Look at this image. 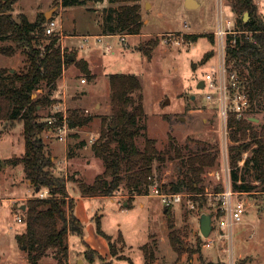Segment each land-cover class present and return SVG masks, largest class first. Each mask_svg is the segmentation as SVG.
I'll use <instances>...</instances> for the list:
<instances>
[{
    "label": "rangeland",
    "instance_id": "1",
    "mask_svg": "<svg viewBox=\"0 0 264 264\" xmlns=\"http://www.w3.org/2000/svg\"><path fill=\"white\" fill-rule=\"evenodd\" d=\"M35 1L17 0L13 15L24 12L30 19H34ZM185 1L139 0L141 30L137 35H125V44L119 34L103 35L101 41L94 36L101 34L102 11L110 5L109 0H88L85 4L69 5L63 10L58 7L59 0H51L44 7L47 11L54 8L51 14L61 23L59 44L66 53L73 56L57 79L52 96L55 101H61L60 108L64 109L66 115L74 109L93 115L87 124L71 128L66 142L48 130L42 132L47 149L54 158L56 171H65L57 165V160L62 158L61 150L65 143L69 144L68 155L79 159L78 177L91 182L95 174L103 170V161L94 155L90 137L99 136L101 116L110 114L108 75L112 72H130L140 79L145 114L140 119L143 128L136 143L142 148L147 134L156 139L159 149L168 151L171 156L155 170L159 182L175 179L180 173L181 158L176 155L171 142L181 149L184 156L200 150L206 141L215 145L218 153L215 165L206 168L203 173L201 185L205 189L202 193H206L196 198L183 197L181 202L168 205V212L165 211L167 205L153 195L151 190L149 194L134 197L129 205H124L127 199L124 190L114 196L81 197L77 185L68 181L66 188L69 195L75 197L74 207L83 224V234L70 233L71 236H67L71 256L65 264H103V261L109 260L107 258L110 256L103 257L92 248L96 247L100 252L105 248L110 249L109 240L97 231L98 219L101 229L110 235V240L119 250L121 258L111 254V258H115L113 264H144L142 245L150 241H156L152 264H219L226 258V254L221 251L226 243L216 241L214 246L204 247L199 229L200 215L203 212L211 214L219 203L213 193L224 190L227 178L230 183L231 180L229 170L224 169L225 162L230 167L229 159H225L221 152L222 117L218 98L206 97L207 93L216 92L207 85L200 87L198 84L207 72H217L218 69V44L214 32L219 13L231 19L237 18L238 14L232 10L233 0H223L221 3L217 0H197L199 4L191 7H187ZM252 1L256 5L257 16L264 22V0ZM112 5L116 7L117 3ZM74 25L79 34L87 33L90 37L84 40L83 36H73L66 39L69 45H63L61 39H65V34L72 31ZM152 41L157 43L151 50L149 47ZM48 42L49 39L44 38L36 46L42 49ZM10 44L13 43L0 41V46ZM105 44H110L112 49L107 51ZM147 49L150 56L145 54ZM79 51L89 59L90 65L86 61L88 70L95 74L93 78L84 72L82 62L79 61L84 58ZM28 65L29 58L25 50L18 49L12 55L0 52V67L20 71ZM82 77L87 81L84 84L80 83ZM48 90L49 87L43 83L33 92L32 97ZM97 102L98 106L95 105ZM52 111L51 104L40 108L39 114L45 120ZM250 113L257 117L256 122H264V105L259 98ZM24 151L22 123L0 120V264H33L26 250L16 241V233L24 230L25 225L15 220L14 215L22 214L19 206L25 204L27 198L15 199L14 208L11 200L19 196L47 195V189L34 190L24 177L22 164L9 165L5 162V159L22 155ZM247 154L248 150L243 152L239 174L246 182L258 187L242 195L247 208L242 212L241 221L233 227L232 255L235 264L238 261L242 264H264V191L256 190L261 184L254 180L253 168L243 167ZM89 159L92 163L87 164ZM74 162L67 165V173L75 171ZM169 220L185 246L180 252L173 249L169 242ZM217 222L216 218H212V236L218 234ZM119 235L121 240L118 239ZM36 264H58V261L53 250L49 249Z\"/></svg>",
    "mask_w": 264,
    "mask_h": 264
},
{
    "label": "trees",
    "instance_id": "2",
    "mask_svg": "<svg viewBox=\"0 0 264 264\" xmlns=\"http://www.w3.org/2000/svg\"><path fill=\"white\" fill-rule=\"evenodd\" d=\"M16 1L0 0V41L13 43L1 45L0 52L12 55L18 49L25 50L29 65L20 71L0 67V120L20 121L25 145L22 155L7 158L5 162L9 165L22 164L24 177L30 181L34 190L36 187L39 190L47 189L45 196L36 195L26 199L25 209L22 210L25 228L16 233V241L26 250L30 262L38 263L52 249L58 264H65L68 259V233H83V224L74 213L75 198L69 195L66 188L68 181L77 185L81 196H114L124 190L127 205L135 195L149 194L155 182L166 192L189 193L192 198L201 196L197 193L205 189L201 185L203 173L206 168L215 165L218 157L216 146L206 141L200 150L184 156L181 149L171 142L176 155L181 158L180 173L175 179L159 182L155 170L171 156L168 151L159 149L156 139L147 134L142 148L136 143L137 136L142 133L140 119L145 112L140 79L130 72H112L108 75L110 114L101 116L100 134L91 145L94 155L103 161V170L91 182L78 177L76 172L65 174L56 171L54 158L42 137V132L50 125L39 114V109L55 101L52 89L66 63L73 58H69L70 54L61 48L58 31L46 34L48 19L44 12H38L34 19H30L24 12L13 15ZM87 1L59 0L58 5L66 7L85 4ZM109 2L110 5L102 11V34H139L142 26L139 0ZM113 3H117V6L114 7ZM232 10L238 14L237 26L250 32L236 34L234 42L228 38L226 63L232 64L238 71L241 84L249 95L250 113L256 99L259 98L264 105V22L257 16L256 5L252 0H233ZM245 11L249 13V18L243 21V15L239 14ZM44 38L49 39V42L41 49L36 44ZM156 43L152 41L149 48L152 50ZM145 54L150 56L149 49ZM79 61L82 62L84 72L93 78L95 74L88 70L86 59ZM43 83L49 90L32 97L33 92ZM248 116L237 119L230 112L227 117L232 140L228 145L231 187L245 192L258 187L246 182L239 174V160L243 158V152L248 150L243 167L253 168L254 180L261 184L256 190L264 191V122H255ZM92 118L93 115L74 109L67 115V123L71 129L87 124ZM165 207L168 212L170 206ZM96 222L97 231L109 240L110 253L121 258L110 235L101 229L99 219ZM168 227L172 248L177 252L185 249L171 220L168 221ZM118 239L121 240L120 235ZM155 249L156 241L142 245L144 264H152ZM112 260L103 261V264H113ZM237 264L242 263L238 261Z\"/></svg>",
    "mask_w": 264,
    "mask_h": 264
},
{
    "label": "built area",
    "instance_id": "3",
    "mask_svg": "<svg viewBox=\"0 0 264 264\" xmlns=\"http://www.w3.org/2000/svg\"><path fill=\"white\" fill-rule=\"evenodd\" d=\"M221 3L223 0H217ZM61 27L60 21L54 17H50L45 27L46 34H52L55 31H59ZM250 31L239 28L236 24V18L233 19L223 16L219 13L217 29L214 32V38L218 44V69L217 72H207L203 80V87L208 86L210 90H214L216 93H207L208 99L216 97L219 102V112L222 117V127L220 129V136L222 140V155L225 159L228 158V145L232 142L230 138V128L227 125V117L231 112L237 119H241L248 115V118L255 121L257 118L249 113L250 100L248 92L245 90L239 79L238 71L232 67V64L226 63V44L228 38L234 42V36L236 34L249 33ZM123 44H125V35L119 34ZM84 40H87L90 35H82ZM98 41L102 40L103 35H94ZM83 46V44H81ZM105 49L110 51L112 49L110 44H105ZM80 82H86V78L82 77ZM61 101L56 100L52 103V114L47 116L45 120L50 127L48 132L55 134L56 138L62 141H66V136L70 130L67 123V115L64 113V109L60 108ZM256 122V121H255ZM96 137L91 136L90 141H94ZM243 159V158H242ZM242 159L239 160L242 163ZM224 169L229 170L228 163L225 162ZM218 174V173H217ZM151 193L157 196L164 205H172L182 201L183 197L189 196V193L183 192H166L158 187V183L155 182L151 188ZM197 193V195L205 194ZM245 191L234 190L231 187V183L227 178L224 190L213 193L218 199V205H215L214 211L211 213L212 218L217 219V227L219 228L218 234L212 236V230L208 236L203 237L204 241L202 245L204 247H212L216 241H222L226 243V246L222 248V252L226 254V258L219 264H235V260L232 255V231L236 223L242 219V212L247 208L246 200L243 198ZM46 193H41L40 196H45ZM207 195V194H206ZM193 206V204L191 205ZM220 212V213H219ZM15 220L22 221V214L15 213ZM213 225V223H212ZM215 232V231H213ZM237 264V263H236Z\"/></svg>",
    "mask_w": 264,
    "mask_h": 264
},
{
    "label": "crops",
    "instance_id": "4",
    "mask_svg": "<svg viewBox=\"0 0 264 264\" xmlns=\"http://www.w3.org/2000/svg\"><path fill=\"white\" fill-rule=\"evenodd\" d=\"M50 1L51 0H37V1H35L36 3V5H35V8H36V10H35V13L37 14L38 12H45V11H47L44 7L46 6V5H48L49 3H50ZM17 3V1L15 2V4ZM59 7V9L60 10H63V9H65V7H63V6H61V5H59L58 6ZM54 9V8H53ZM100 29H101V27H100ZM100 33L101 34H99V35H104V36H112L113 34H102V31H100ZM87 34V33H86ZM117 34V33H116ZM82 35H84V34H79L78 32H77V30H76V28H75V25L73 26V28H72V31H69V32H67V34H65V39H64V37L61 39V41H62V44L64 45H69L67 42H66V39H68V38H70V37H73V36H82ZM95 35H97V34H95ZM129 34H126V36H128ZM134 35H137V34H134ZM125 36V37H126ZM79 53H80V51H79ZM80 55L82 56V58H84V59H86L88 62H89V59L88 58H86V56L83 54V53H80ZM89 65H90V62H89ZM90 67V66H89ZM87 82V81H86ZM86 82H80L81 84H84V83H86ZM96 106H98L99 105V102H97L96 104H95ZM66 142V141H65ZM64 142V143H65ZM68 145L69 144H67V143H65L62 147V158H59L58 160H57V165H59L60 167L59 168H61V169H65V171H64V173L66 174L67 173V171H66V168H67V165L68 164H72L74 161H75V157H70V155H68V153H67V148H68ZM75 150L77 151V148L75 147ZM78 155V154H77ZM77 155H76V157H77ZM56 160V159H55ZM78 161H79V159H76V162H74V172H76L77 174H80L79 173V171H80V169L78 168ZM86 163L87 164H89V163H92L91 162V160L89 159V160H87L86 161ZM102 171V170H101ZM100 173V172H99ZM98 174V173H97ZM96 175V174H95ZM78 176V175H77ZM93 180V179H92ZM27 181V183L28 184H30V181L29 180H26ZM31 185V184H30ZM142 195H144V194H140V195H135L134 197H137V196H142ZM70 196L71 197H74L73 196V194H70ZM81 196V195H80ZM97 196H103V195H97ZM29 197H31V196H19V197H17V198H13L12 200H11V203L13 204L12 205V208H14L15 207V202L17 201V200H19V199H23V198H29ZM81 197H95V196H81ZM133 197V198H134ZM75 198V197H74ZM132 198V199H133ZM15 199H17V200H15ZM143 204V203H142ZM22 205V204H21ZM20 205V206H21ZM124 205H127V199L124 201ZM76 207V206H75ZM75 207H74V213H75V215L78 217V214H77V212L75 211ZM20 208V207H19ZM79 218V217H78ZM80 219V218H79ZM83 234V233H82ZM71 236V234L69 233L68 234V237H70ZM92 247V246H91ZM92 248H94V249H96L103 257H109V258H107V259H113V263H114V257H112L111 258V253H110V249L108 250L107 248H105L104 249V251H102V252H100L99 251V249H97L96 247H92ZM70 256H71V252H70V249H69V245H68V260L70 261ZM239 256H242V254H239ZM224 260V259H223Z\"/></svg>",
    "mask_w": 264,
    "mask_h": 264
},
{
    "label": "water",
    "instance_id": "5",
    "mask_svg": "<svg viewBox=\"0 0 264 264\" xmlns=\"http://www.w3.org/2000/svg\"><path fill=\"white\" fill-rule=\"evenodd\" d=\"M199 3L197 2V0H186L185 1V5L187 7H191L193 5H198ZM53 11V8L49 9L48 11H45L44 14H45V17L46 19H49L51 17V12ZM249 18V13L247 11L244 12L243 14V21H246L247 19ZM69 58H73L72 55H69ZM198 86L200 87H203V80L201 79L199 81V84ZM254 120H258L257 118H255ZM2 164H4L3 161H1ZM36 191H39V187H36L35 189ZM20 209L24 210L25 209V204L23 203L21 206H20ZM212 215L210 213H207V212H203L201 215H200V233L202 234V236L206 237L209 235V233L211 232V229H212Z\"/></svg>",
    "mask_w": 264,
    "mask_h": 264
}]
</instances>
